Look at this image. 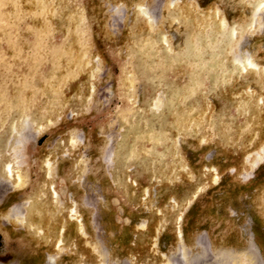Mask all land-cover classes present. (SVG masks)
Listing matches in <instances>:
<instances>
[{
	"label": "rangeland",
	"instance_id": "1",
	"mask_svg": "<svg viewBox=\"0 0 264 264\" xmlns=\"http://www.w3.org/2000/svg\"><path fill=\"white\" fill-rule=\"evenodd\" d=\"M256 1L0 0V264H264V83L226 63L264 64ZM150 124L172 134L158 157Z\"/></svg>",
	"mask_w": 264,
	"mask_h": 264
},
{
	"label": "bare ground",
	"instance_id": "2",
	"mask_svg": "<svg viewBox=\"0 0 264 264\" xmlns=\"http://www.w3.org/2000/svg\"><path fill=\"white\" fill-rule=\"evenodd\" d=\"M11 1H13V4H14V1H18L19 2V6L21 7V5L22 6H24V4L27 2V0H9V2H11ZM53 1V0H52ZM50 2V1H49ZM48 2H46V4H47ZM255 3V2H254ZM12 4V5H13ZM40 4H41V11H42V14H44L45 16H47L48 15V10H46V9H48V8H44L45 6H44V4H42L41 2H40ZM45 4V5H46ZM50 4V3H49ZM52 4V3H51ZM262 5H264V0H258V1H256V3H255V5L254 6H257V7H260V6H262ZM17 6H18V4H17ZM47 6H48V4H47ZM1 7V6H0ZM3 7V6H2ZM263 7V6H262ZM51 8V7H50ZM255 9H256V7H255ZM254 9V10H255ZM261 9V8H260ZM50 10H52V9H50ZM257 10H258V8H257ZM256 10V11H257ZM258 12V11H257ZM1 13H2V11H1ZM4 14V13H3ZM23 14V13H22ZM35 13H33V15H34ZM52 15H53V13H51ZM36 15H38V14H36ZM8 16V15H7ZM206 18V17H205ZM44 19V18H43ZM203 19V18H202ZM49 21V20H48ZM211 21V20H210ZM219 21L220 22H218V23H220L219 25L221 26V28H222V30H220L221 32L222 31H224L225 30V32H227L226 31V28H229V35H226L227 37H231V35L233 34V31L231 32V27H227V25H225L226 23H224L222 20H220L219 19ZM252 21V20H251ZM2 22V21H1ZM204 22V21H203ZM253 22V21H252ZM251 22V23H252ZM205 23H206V21H205ZM208 23V22H207ZM3 24H4V21H3ZM202 24V23H201ZM211 24V23H210ZM206 26V25H205ZM205 26H203V27H205ZM212 26V25H211ZM6 27V26H5ZM202 28V27H201ZM209 28V27H208ZM217 32V31H216ZM219 33V32H218ZM232 33V34H231ZM11 35V34H10ZM234 35V34H233ZM190 36H192V35H190ZM208 36H210V35H208ZM213 36V35H212ZM225 35H222V37H224ZM186 37H188V36H186ZM211 37V36H210ZM192 38V37H191ZM201 38V37H200ZM208 38V37H207ZM213 38V37H212ZM162 39V42L161 43H164V44H168V41H167V39H165L164 38V36L161 38ZM161 39H159V40H161ZM210 39V38H209ZM217 39V38H216ZM158 40V41H159ZM199 40V39H198ZM203 40V39H202ZM212 40V39H211ZM214 41V40H213ZM212 41V42H213ZM190 41V38H188L187 40H186V43L188 44V45H192V46H190L191 47V49L190 48H188V49H190V52H191V50L192 49H194L193 50V53L192 54H194V52H196L195 53V55L196 56H191V53H189V52H187V51H185L186 49H187V44L185 45L186 47H184L185 48V50H184V48L182 47V48H180V50L179 51H182L181 52V54L184 56V58L185 59H194L195 60V58H197V56L199 55V53H200V51H198L199 49H201V47H200V45L198 44V42H191ZM200 42V41H199ZM210 42V41H209ZM209 42L207 43V44H209ZM190 43V44H189ZM218 42H216V44H217ZM163 44V45H164ZM214 44H215V42H214ZM227 44V43H226ZM153 45V44H152ZM156 45V44H155ZM162 45V46H163ZM213 45V44H212ZM157 46V45H156ZM160 46V45H159ZM161 46V47H162ZM165 46V45H164ZM17 47V46H16ZM145 47V46H144ZM148 47H150V45L148 46ZM213 47V46H212ZM18 48V47H17ZM154 48H155V46H154ZM153 48V49H154ZM205 48V47H204ZM136 49V48H135ZM144 49V48H143ZM143 49H141V50H143ZM156 49V48H155ZM167 49V48H166ZM209 49V48H208ZM145 50V49H144ZM207 50V49H206ZM150 51V50H149ZM154 51V50H153ZM158 51H162V50H158ZM158 51H156V52H158ZM164 51V50H163ZM166 51V50H165ZM208 51V50H207ZM16 52H17V50H16ZM151 52H152V49H151ZM199 52V53H198ZM209 52V51H208ZM19 53V52H18ZM142 53H144V52H142ZM167 53V52H166ZM174 53V52H173ZM198 53V54H197ZM202 53V52H201ZM245 53V52H244ZM139 54V53H138ZM146 54H148L147 52H146ZM160 54V53H159ZM204 54V53H203ZM232 54V53H231ZM0 55H1V53H0ZM149 55V54H148ZM147 55V56H148ZM161 55H163V54H161ZM164 55H166V54H164ZM170 55V54H169ZM172 55V54H171ZM242 55H244L243 53H242ZM241 55V56H242ZM2 56H4V55H2ZM144 56V55H143ZM150 56H154L153 54L152 55H150ZM167 56V55H166ZM176 56H177V54H176ZM179 56V55H178ZM177 56V57H178ZM181 56V55H180ZM182 56V57H183ZM187 58H186V57ZM201 56H203L202 54H201ZM206 56V55H205ZM218 56V55H217ZM234 56V55H233ZM241 56H236V58H234V60L232 61V59L229 61H227L226 63H228V65H229V67L235 72H237L239 75H241V74H244L246 71H253L255 74H256V76H257V74H258V76H260V78H261V80H260V82L261 83H264V64H259L258 62H257V59L255 58V56L254 55H252L251 53L249 54V53H247L246 55H244L243 57H241ZM169 57V56H168ZM199 57H200V55H199ZM198 57V58H199ZM232 57V56H231ZM148 58V57H147ZM152 58V57H151ZM163 58V57H162ZM165 58H167V57H165ZM165 58H163L162 60H164ZM209 58V57H208ZM150 59V58H149ZM153 59V58H152ZM174 59V58H173ZM180 59H181V57H180ZM230 59V58H229ZM161 60V59H160ZM160 60H158V61H160ZM179 61V59H174V62H175V64L176 63H178V61ZM182 60V59H181ZM180 60V61H181ZM184 60V59H183ZM199 60V59H198ZM203 60V59H202ZM140 61V60H139ZM144 61H146V60H144ZM153 61V60H152ZM195 61H197V60H195ZM232 61V62H231ZM165 61H162V63H164ZM170 62V61H169ZM182 62V61H181ZM189 62V61H188ZM204 62V61H203ZM203 62H200V63H198V62H195L196 63V67H197V69H201L202 68V66H203ZM210 61H207L206 63L208 64ZM150 63V62H149ZM173 63V62H172ZM217 63H219V62H217ZM156 64V63H155ZM155 64H154V62H152V64L151 65H153L152 67V69H154V67H155ZM191 64V63H190ZM213 64V63H212ZM215 64H216V62H215ZM143 65V64H142ZM151 65H149V67L151 66ZM227 65V64H226ZM211 66V65H210ZM214 66H217V65H214ZM213 66V67H214ZM138 67V66H137ZM160 66H158V68H159ZM169 67V66H168ZM212 67V68H213ZM145 68H146V66H145ZM156 68V67H155ZM204 68H206V67H204ZM209 68V67H208ZM211 68V69H212ZM217 68V67H216ZM227 68V67H226ZM143 69H144V65H143ZM164 69V68H163ZM196 69V68H195ZM148 70V69H147ZM186 70H188V69H186ZM142 71H144V70H142ZM139 72V71H138ZM157 72H158V70H157ZM157 72H155V70H152L151 71V74H155V73H157ZM164 72V71H163ZM182 72L183 71H181V75L183 76V74H182ZM202 72V71H201ZM233 72V73H234ZM244 72V73H243ZM216 73V72H215ZM141 74V72L139 73V75ZM159 74V73H158ZM209 74V73H208ZM160 75V74H159ZM195 75L196 74H194V75H191V73L189 72L188 73V75H185V76H188L187 77V79L185 80V83L184 84H182V85H180V83H179V85H180V87H181V90H180V95H185L186 94V92L188 91L186 88H185V86L188 84V83H190V81H194V79L197 77H195ZM198 75V74H197ZM215 75V74H214ZM199 76V75H198ZM209 76V75H208ZM216 76V75H215ZM52 77V75L50 76V78ZM146 77H149V76H146ZM138 78V77H137ZM149 78H151V77H149ZM148 78V80H151V81H154L153 82V84L155 83V80L154 79H149ZM182 78H184V77H182ZM186 78V77H185ZM45 80H46V78H44ZM173 79V78H172ZM199 79H200V77H199ZM45 80H44V82H45ZM50 80H52V79H50ZM157 80V79H156ZM188 80V81H187ZM217 80H218V78H217ZM216 80V81H217ZM220 80V79H219ZM22 81V80H21ZM160 81V80H159ZM183 81V80H182ZM201 81V80H200ZM221 81V80H220ZM30 82H31V80H30ZM38 82V81H37ZM43 82V81H42ZM43 82V83H44ZM157 82V81H156ZM164 82V81H163ZM196 82V81H195ZM194 82V83H195ZM202 82V81H201ZM223 82V81H222ZM224 82H226V81H224ZM183 83V82H182ZM192 83V82H191ZM191 83H190V85H191ZM193 83V85H195ZM198 83V82H197ZM37 84V83H36ZM177 81L175 80V82L174 83H172V88L170 87V85L168 86V88L170 87L171 89V91H170V94L172 95V96H175L178 92H177V90H176V87H177ZM200 84V83H199ZM227 84V83H226ZM10 85H12V84H10ZM9 85V86H10ZM35 85V84H34ZM151 85H152V82H151ZM150 85V86H151ZM155 85H157V84H155ZM26 86V85H25ZM32 86V85H31ZM48 86V85H47ZM149 86V87H150ZM49 88H50V86H48ZM52 88V87H51ZM191 88V87H190ZM195 89H197V87H196V85H195V87H194ZM201 88V87H200ZM35 89V88H34ZM37 89V88H36ZM59 89V88H58ZM39 90V89H38ZM48 90H50V89H48ZM192 90V89H191ZM200 90V89H199ZM249 90H250V88H247L246 90H244V92H246L245 94H247V92H249ZM27 91V90H26ZM35 91V90H34ZM152 90H150V92L146 95V98H145V100H144V103H148V104H152V106H151V108L152 109H155L156 111H158V110H160L161 109V107L163 106L162 104L161 105H155L156 104V102H155V96H154V94L151 92ZM202 91V90H201ZM22 92H25V91H22ZM38 92V91H37ZM41 92V91H40ZM190 92V91H189ZM192 93V92H191ZM201 93V92H200ZM199 93V94H200ZM37 94V93H36ZM35 94V95H36ZM190 94V93H189ZM188 94V95H189ZM245 94H243V96L245 95ZM38 95V94H37ZM43 95V94H42ZM50 95V94H49ZM183 95V96H184ZM192 95H194V93L192 94ZM192 95H190L189 97H191ZM197 95V94H196ZM14 96V95H13ZM41 96V95H40ZM242 96V97H243ZM255 96H256V94H255ZM4 97V96H3ZM45 97V96H44ZM168 97H170V95L168 96ZM185 97H188V96H185ZM188 97V98H189ZM198 97H200V96H198ZM163 98H165V97H163ZM172 98V97H171ZM174 98V97H173ZM183 98V97H182ZM181 98V99H182ZM187 98V99H188ZM197 98V97H196ZM26 99V98H25ZM24 99V100H25ZM30 99V98H29ZM47 99V98H46ZM165 99H167V98H165ZM31 100V99H30ZM36 100H38V99H36ZM50 100V99H49ZM148 100V101H147ZM172 100V99H171ZM170 99H168V101H166V100H164V101H166L165 103H166V106H168V108H170V107H172V106H174V105H172L171 104V101ZM173 100H175V99H173ZM176 100L177 101H173V102H178L179 100H178V98H176ZM254 100V99H253ZM251 100L252 102H254V104L252 103V104H250V101H248V102H245V110H249L250 111V109L252 108V107H256V105H255V102L258 104V103H261V100H262V98H261V96L259 95L258 97H257V100ZM18 101H20V99L18 100ZM28 101V100H27ZM46 101V100H45ZM22 102V101H21ZM188 102H189V99H188ZM244 102V101H243ZM242 102V103H243ZM24 103V102H23ZM179 103H180V101L178 102V105H179ZM192 103V102H191ZM190 103V104H191ZM201 102H198V104H200ZM147 104V105H148ZM175 104V103H174ZM202 104V103H201ZM147 105H145L144 104V106H145V108L146 107H149V106H147ZM184 104H183V102H182V105H181V107H178L177 109H180V108H182V110H181V117H177L176 118V120L178 121L177 122V126L179 127V129L178 130H180L181 128L183 129V131H184V125H185V121H184V119L186 118V110H187V108H186V110L184 109V106H183ZM192 105H194V104H192ZM243 105V104H242ZM143 106V107H144ZM186 106V105H185ZM241 106V105H240ZM165 107V106H164ZM204 107V106H203ZM188 108H190V107H188ZM197 108V107H196ZM143 108H140V112L141 113H145V112H143L144 110H142ZM165 109V108H164ZM175 109V108H174ZM199 109V108H198ZM201 109H203L202 107H201ZM253 109V108H252ZM19 110V109H18ZM151 110V109H150ZM170 109H168V111H169ZM167 111V110H166ZM167 111V113L169 114V112ZM126 112V111H125ZM139 112V113H140ZM147 112H149V111H147ZM177 112H179V111H177ZM202 112H203V110H202ZM137 113H138V111H137ZM138 113V114H139ZM154 113V112H153ZM153 113H150V114H153ZM158 113V112H157ZM163 113H165V112H163ZM170 113H171V111H170ZM192 113V112H191ZM249 113V112H248ZM125 114V113H124ZM138 114H133V113H129V115H125L124 117H126L125 118V122H128L129 120L131 121V117H134V116H137ZM167 114V115H168ZM188 114H190V113H188ZM157 114H153V116H156ZM169 115H176V114H174L173 113V111H172V114H169ZM203 115V114H202ZM140 116V115H139ZM142 116V115H141ZM151 115H149V117H150ZM153 116H151V117H153ZM158 116L159 117H161L160 115H159V113H158ZM200 116V115H199ZM199 116L197 117L196 116V119H198L199 118ZM146 117V116H145ZM148 117V118H149ZM158 117V118H159ZM164 117L166 118V116L164 115ZM164 117H162L163 119H164ZM138 118H140V117H138ZM170 118V117H169ZM173 118V117H172ZM195 118V117H194ZM150 119V118H149ZM156 119H157V116H156ZM163 119H160V121L162 120V121H164ZM167 119H168V117H167ZM167 119H166V122H162V124L163 123H166L167 124ZM142 120V119H141ZM144 120V119H143ZM146 120V119H145ZM148 120V119H147ZM146 120V121H147ZM170 120V119H169ZM168 120V124H169V122H170V124H172V122L171 121H169ZM172 120H174V119H172ZM175 120V121H176ZM204 120V119H203ZM150 121V120H149ZM122 122V121H121ZM193 122V121H192ZM144 123V122H143ZM148 123V122H147ZM150 123H152V121H150ZM160 123V122H159ZM174 123V122H173ZM197 123V122H196ZM130 124H131V122H130ZM136 124H138L139 125V123H137L136 122ZM146 124V123H145ZM158 124V123H157ZM167 124V125H168ZM190 124V123H189ZM164 125V124H163ZM130 126V125H129ZM136 126V125H135ZM135 126H134V128H135ZM162 126V125H161ZM161 126H152L151 124L148 126V128L146 129V131H144V132H142V133H139L140 131H135L137 134L139 133V134H141V135H145L146 137H147V140H148V138H149V140L151 141V142H153V146H152V148H151V150L150 149H148L149 151H154V154H152V153H150V155L149 154H147V153H145L146 155H147V157H148V155L150 156V157H153V155H155L156 154V152H158V151H156V146L157 145H161L162 146V149H163V145L165 144V142L166 141H170L171 140V135L169 134V132H170V129H169V132H166V130H163L162 128H161ZM182 126V127H181ZM187 126V125H186ZM138 127V126H137ZM136 127V128H137ZM171 127V126H170ZM164 128V127H163ZM172 128H174V127H172ZM175 128H177V127H175ZM131 129V128H130ZM138 129V128H137ZM141 129V128H140ZM139 130V129H138ZM177 130V129H176ZM182 131V130H181ZM182 131V132H183ZM134 132V131H133ZM131 133V132H130ZM171 133V132H170ZM175 133V132H174ZM176 134V133H175ZM129 137V136H128ZM131 138V137H130ZM137 138H138V136H137ZM141 138V137H140ZM127 139V138H126ZM145 139V138H144ZM137 140V139H136ZM143 140V139H142ZM146 140V141H147ZM140 141H141V139H140ZM171 141H173V140H171ZM136 143V142H135ZM139 144H141V143H139ZM143 144H144V142H143ZM143 144H141V145H143ZM167 144V143H166ZM170 144V143H169ZM174 144V143H173ZM135 144H133V146H134ZM138 145V144H137ZM140 145V146H141ZM139 146V145H138ZM142 147V146H141ZM166 147V146H165ZM136 148V147H135ZM140 148V147H139ZM138 148V149H139ZM169 148V147H168ZM162 149L160 150V152L159 153H161L162 154ZM171 149V148H170ZM134 151V150H133ZM138 151V150H137ZM169 151V150H168ZM171 151H172V149L170 150V152H168V153H171ZM139 152H140V150H139ZM138 152V153H139ZM167 152V151H166ZM166 152H164V153H166ZM137 154V153H136ZM133 155H134V152H133ZM138 155V154H137ZM142 155H143V153H142ZM157 155V154H156ZM165 155L163 154V156H161V158H163ZM168 156H170L169 154H168ZM172 156H173V154H172ZM5 157V156H4ZM139 157V156H138ZM137 157V158H138ZM156 157H158V155L156 156ZM160 157V156H159ZM167 157V156H166ZM165 157V158H166ZM171 157V156H170ZM172 158V157H171ZM154 159V158H153ZM164 159V158H163ZM162 160V159H161ZM165 160V159H164ZM173 160V159H172ZM171 160V161H172ZM166 161H168V160H166ZM166 161L164 162L165 163V165H167L166 164ZM7 162V161H6ZM18 162V161H17ZM150 162V161H149ZM162 162H163V160H162ZM45 163H47V161L45 162ZM156 162L154 161V163H153V165L155 164ZM163 163V164H164ZM160 164H161V161H160ZM171 164V162L169 163V165ZM6 169H7V173H12V167H11V164L9 163H7L6 165ZM19 166V165H18ZM46 167V166H45ZM48 167V166H47ZM153 167V166H152ZM1 170V169H0ZM42 171H43V169H42ZM166 171V170H165ZM18 172V171H17ZM156 172V171H155ZM161 172V171H160ZM19 173V172H18ZM14 174V173H13ZM48 174V173H47ZM42 178H45V180H49L50 178L47 176H45V175H43V173L40 175ZM165 176H166V174H165ZM164 176V177H165ZM9 177V176H8ZM38 177V176H37ZM12 178V177H11ZM10 178V179H11ZM18 178V177H17ZM49 178V179H48ZM20 179V178H19ZM41 179V178H40ZM167 179V178H166ZM165 179V180H166ZM40 185H42V184H40ZM44 185V184H43ZM128 185H129V183H128ZM132 186V185H131ZM40 187V186H39ZM47 188H48V191H49V194H50V196L52 197V198H56L58 195H57V192H56V188H54V186H53V184L50 182V184L47 186ZM129 189V188H128ZM127 189V190H128ZM42 193V192H41ZM46 193V192H45ZM39 197V196H38ZM70 200H71V204H70V206L68 207V210H67V214L70 216V217H73L74 215V212H76L75 210H76V208H75V206H74V200H72L71 198H70ZM55 203V202H54ZM61 206V205H60ZM67 207V206H66ZM59 209H60V207H59ZM61 213V212H60ZM61 231H63V228H60V230L58 231V233L59 232H61Z\"/></svg>",
	"mask_w": 264,
	"mask_h": 264
}]
</instances>
